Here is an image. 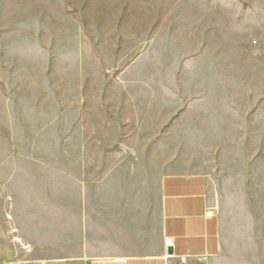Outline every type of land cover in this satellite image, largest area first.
I'll return each mask as SVG.
<instances>
[{
	"label": "rangeland",
	"instance_id": "rangeland-1",
	"mask_svg": "<svg viewBox=\"0 0 264 264\" xmlns=\"http://www.w3.org/2000/svg\"><path fill=\"white\" fill-rule=\"evenodd\" d=\"M84 147L206 174L264 264V0H0V264Z\"/></svg>",
	"mask_w": 264,
	"mask_h": 264
},
{
	"label": "crops",
	"instance_id": "crops-1",
	"mask_svg": "<svg viewBox=\"0 0 264 264\" xmlns=\"http://www.w3.org/2000/svg\"><path fill=\"white\" fill-rule=\"evenodd\" d=\"M95 150L53 167L51 198L18 217L28 257L8 264H252L234 252L206 174Z\"/></svg>",
	"mask_w": 264,
	"mask_h": 264
},
{
	"label": "water",
	"instance_id": "water-1",
	"mask_svg": "<svg viewBox=\"0 0 264 264\" xmlns=\"http://www.w3.org/2000/svg\"><path fill=\"white\" fill-rule=\"evenodd\" d=\"M172 252V251H171Z\"/></svg>",
	"mask_w": 264,
	"mask_h": 264
}]
</instances>
